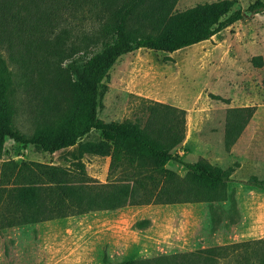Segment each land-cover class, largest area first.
<instances>
[{"label": "rangeland", "instance_id": "1", "mask_svg": "<svg viewBox=\"0 0 264 264\" xmlns=\"http://www.w3.org/2000/svg\"><path fill=\"white\" fill-rule=\"evenodd\" d=\"M214 1L178 0L175 11ZM255 1L237 0L235 8L245 11ZM99 28L89 0H22L16 5L0 0V58L17 84L29 72L38 85L28 84V93L17 85L14 123L19 131L33 132L32 118L43 104L41 85L33 61H25L22 69L10 55L32 59L38 51L34 38L43 35L53 43L60 36L71 59L91 56L101 48ZM256 57L261 66L253 64ZM98 101L97 117L105 123L144 125L152 103L184 110V139L173 152L185 162L203 160L232 169L231 182L209 202L127 205L0 229V264H192L205 250L246 243L255 249L256 241H264V191L246 184L252 177L264 181V13L171 54L141 49L120 57L103 81ZM245 107L254 113L227 149L226 112ZM100 140V133L92 131L76 146L52 155L8 140L0 159V189L7 186L3 174L11 162L69 167L81 161L87 177L97 183L119 178V172L109 175L110 158L80 155L81 144ZM166 168L181 179L186 175L176 163ZM252 249H228L226 258L210 264H257V256L248 255Z\"/></svg>", "mask_w": 264, "mask_h": 264}, {"label": "trees", "instance_id": "2", "mask_svg": "<svg viewBox=\"0 0 264 264\" xmlns=\"http://www.w3.org/2000/svg\"><path fill=\"white\" fill-rule=\"evenodd\" d=\"M18 1L22 0L12 3L16 5ZM177 1L89 0L91 11L100 21L98 52L71 59L72 53L62 48L60 36L53 43L39 35L34 38L38 51L32 53V59L28 56L24 60L20 53L11 54L10 59L22 63V69L25 61L34 62L41 85L43 104L32 118L31 135L15 127L14 98L17 85L26 93L24 88L28 84L38 85L29 72L22 76L25 82L20 80L17 84L13 72L0 58V159L8 140L23 147L35 146L52 155L76 146L89 133L97 131L101 140L81 144L80 155L108 157L109 175L120 174L119 178L100 184L87 177L81 161L69 167L8 163L3 174L8 187L0 189V229L127 205L199 203L220 198V191L231 182L232 169L223 170L203 160L185 162L173 152L184 139V110L152 103L144 125L130 121L105 123L97 117L103 81L120 57L141 49L171 54L208 41L245 17L264 13L262 0L249 4L245 11L235 8L237 0H217L180 12L175 11ZM21 35L17 33V37ZM252 61L261 66L260 57ZM253 113V107L226 112L227 149L235 143ZM169 163L180 165L185 177L181 179L167 169ZM246 184L264 191V181L256 177ZM254 244L255 249L252 243H246L205 250L192 259V264L224 259L228 249L238 247H250L248 255L257 256V264H264V241Z\"/></svg>", "mask_w": 264, "mask_h": 264}]
</instances>
